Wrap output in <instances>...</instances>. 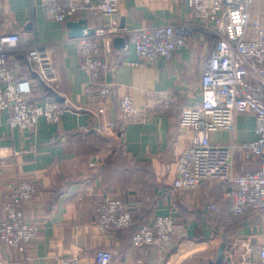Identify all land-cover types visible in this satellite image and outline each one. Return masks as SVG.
<instances>
[{"label": "crops", "instance_id": "1", "mask_svg": "<svg viewBox=\"0 0 264 264\" xmlns=\"http://www.w3.org/2000/svg\"><path fill=\"white\" fill-rule=\"evenodd\" d=\"M34 2L38 0H0V33H18L23 41L50 47L57 93L65 97L68 109L61 123L41 119L34 132L12 128L7 115L0 116V183L28 179L35 184V196L24 213L39 229L26 251L0 244L1 264H60L74 258L95 264L97 249L113 250V264H212L221 246L223 264H259L257 252L243 260L241 247L233 258L227 257L234 238L247 237L260 224L253 213L231 218L225 194L234 188L232 182L209 181L189 191L173 188L174 162L190 141V131L179 126L180 113L202 101L203 63L214 45L213 35L199 25L187 0H119L118 26L140 29L173 24L178 31L187 29L189 44L170 61L139 66L134 47L127 53L115 47L113 40L102 43L112 68L107 79L116 87L105 120L120 119L119 99L124 94L132 95L138 108L145 107L150 93L169 90L178 96L170 109L147 111L143 122L127 124L113 135L96 131L97 108L86 93L88 78L79 68L75 39L68 35L69 20H47L41 11H34ZM250 12L264 27V0H254ZM79 19L92 28L110 27L102 14L90 9H79L70 20ZM36 92L41 99L55 100L48 91ZM234 126L237 143L257 138L253 113L238 114ZM212 142L228 145L231 133L217 132ZM234 160L237 174L257 167V160H246L240 150L235 151ZM0 189V217H4L9 197L4 187ZM107 197L128 205L135 227L155 215L173 214L177 223L189 229V236L178 244L136 248L129 231L101 233L95 226L96 207ZM210 201L219 210H208Z\"/></svg>", "mask_w": 264, "mask_h": 264}, {"label": "built area", "instance_id": "2", "mask_svg": "<svg viewBox=\"0 0 264 264\" xmlns=\"http://www.w3.org/2000/svg\"><path fill=\"white\" fill-rule=\"evenodd\" d=\"M34 1V0H33ZM254 0H187L199 25L214 37L209 57L203 63L201 79L202 101L184 107L179 126L190 131L188 146L174 162L173 188L179 191L199 189L209 181H228L234 188L225 194L230 202L232 219L248 213L256 214L260 224L247 237L234 238L227 257L243 249L241 258L257 252L259 264H264V27L250 12ZM90 9L102 14L110 27H96L76 38L79 68L88 78L86 93L96 105V131L102 135L116 134V122L105 120L104 113L115 95L114 82L107 74L112 68L105 57L102 43L124 37L123 51L134 47L138 62L144 66L159 59L170 61L182 47L188 46L187 29L178 31L173 24L140 29L119 28V0H38L34 11H41L49 21L64 23L79 9ZM35 75V76H34ZM42 84V88L38 83ZM58 92V76L51 49L23 41L18 33H0V116L7 115L12 128L34 132L41 119L51 124L62 122L68 109L50 97L38 96L36 91ZM178 103V96L169 90L148 94L145 107L138 108L130 94L119 99V111L124 123L143 122L147 111L168 110ZM253 113L257 138L237 143L235 118L240 113ZM231 133L228 145L215 144L212 135ZM244 153L246 160L257 167L253 172H235V151ZM92 166L94 164H91ZM9 200L0 217V244L26 251L38 236V226L26 220L24 207L36 193L35 184L28 179L5 181ZM0 191H3L0 189ZM201 207V206H200ZM128 205L115 197H107L96 207L95 226L101 233L126 231L133 227V214ZM210 211L219 207L210 203ZM189 236V229L179 224L173 214L155 215L141 225L131 237L132 245L144 248L154 245L178 244ZM115 252L97 249L95 264H113ZM141 263V261H138ZM1 264V262H0ZM60 264H82L78 259H64Z\"/></svg>", "mask_w": 264, "mask_h": 264}, {"label": "water", "instance_id": "3", "mask_svg": "<svg viewBox=\"0 0 264 264\" xmlns=\"http://www.w3.org/2000/svg\"><path fill=\"white\" fill-rule=\"evenodd\" d=\"M68 29V35L71 39H76L81 37L86 31L89 35L94 33V28L89 27L87 20L79 19V20H69L66 24ZM125 25L121 24L119 28H124ZM114 46L122 49L125 46V38L124 37H115L113 40ZM48 93L52 95L55 101L62 103L65 102V97L61 96L55 90L50 87H46ZM212 264H223V246H221L218 250L217 259Z\"/></svg>", "mask_w": 264, "mask_h": 264}, {"label": "trees", "instance_id": "4", "mask_svg": "<svg viewBox=\"0 0 264 264\" xmlns=\"http://www.w3.org/2000/svg\"><path fill=\"white\" fill-rule=\"evenodd\" d=\"M115 122H116V130H118V131H120V130H122V128H124V126L126 125L125 123H124V121H122V119H121V114H120V119L118 120H114ZM210 203H213V204H215V202L213 201V202H209V204ZM133 219H134V216H133ZM229 220H226V223L228 222ZM139 227H135V221H134V225H133V227L131 228V229H129V230H126V231H129L130 232V235H131V237H132V235L136 232V230L138 229ZM225 231V230H224Z\"/></svg>", "mask_w": 264, "mask_h": 264}]
</instances>
